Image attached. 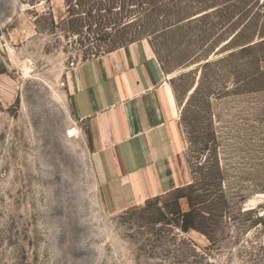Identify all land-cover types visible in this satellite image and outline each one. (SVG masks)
I'll return each mask as SVG.
<instances>
[{
  "label": "rangeland",
  "instance_id": "1",
  "mask_svg": "<svg viewBox=\"0 0 264 264\" xmlns=\"http://www.w3.org/2000/svg\"><path fill=\"white\" fill-rule=\"evenodd\" d=\"M140 39L185 183L115 210L71 79ZM0 264H264V0H0Z\"/></svg>",
  "mask_w": 264,
  "mask_h": 264
},
{
  "label": "crops",
  "instance_id": "2",
  "mask_svg": "<svg viewBox=\"0 0 264 264\" xmlns=\"http://www.w3.org/2000/svg\"><path fill=\"white\" fill-rule=\"evenodd\" d=\"M71 80L74 110L88 124L112 208L140 205L185 183L169 76L149 40L80 63Z\"/></svg>",
  "mask_w": 264,
  "mask_h": 264
},
{
  "label": "bare ground",
  "instance_id": "3",
  "mask_svg": "<svg viewBox=\"0 0 264 264\" xmlns=\"http://www.w3.org/2000/svg\"><path fill=\"white\" fill-rule=\"evenodd\" d=\"M77 132V129H71V134H74Z\"/></svg>",
  "mask_w": 264,
  "mask_h": 264
},
{
  "label": "trees",
  "instance_id": "4",
  "mask_svg": "<svg viewBox=\"0 0 264 264\" xmlns=\"http://www.w3.org/2000/svg\"><path fill=\"white\" fill-rule=\"evenodd\" d=\"M191 228V226H186V229H190Z\"/></svg>",
  "mask_w": 264,
  "mask_h": 264
}]
</instances>
